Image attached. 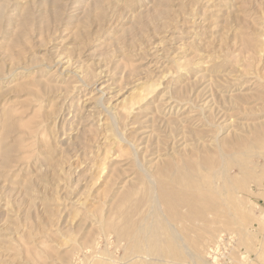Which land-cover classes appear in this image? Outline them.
I'll return each mask as SVG.
<instances>
[{"label":"rangeland","instance_id":"1","mask_svg":"<svg viewBox=\"0 0 264 264\" xmlns=\"http://www.w3.org/2000/svg\"><path fill=\"white\" fill-rule=\"evenodd\" d=\"M263 120L264 0H0V264H264ZM188 126L210 152L145 178ZM182 172L157 250L147 189Z\"/></svg>","mask_w":264,"mask_h":264},{"label":"bare ground","instance_id":"2","mask_svg":"<svg viewBox=\"0 0 264 264\" xmlns=\"http://www.w3.org/2000/svg\"><path fill=\"white\" fill-rule=\"evenodd\" d=\"M230 95V94H229ZM223 96V95H222ZM229 97V96H228ZM244 97V96H243ZM101 98V97H100ZM226 98V97H225ZM234 97H232V100L234 101L235 99L237 100V98H235V99H233ZM226 100V99H225ZM239 100V99H238ZM209 101H210V99H209ZM228 101H231V100H228ZM103 102V101H102ZM223 102V101H222ZM232 102V101H231ZM239 101H234V104L236 103H238ZM98 103H100V102H98ZM206 103V102H205ZM224 103V102H223ZM233 103V102H232ZM101 104V103H100ZM238 105V107L239 106H242L241 105V103H240V105L239 104H237ZM105 106V105H104ZM127 106V105H126ZM173 107V106H172ZM131 108V107H130ZM241 108H243L244 109V107H241ZM240 108V109H241ZM105 109V108H104ZM106 109H110V108H107L106 107ZM214 109V108H213ZM239 109V108H238ZM236 110V109H235ZM243 111H245V110H243ZM106 112V111H105ZM115 112V111H114ZM233 112H235V111H233ZM241 112V111H240ZM117 113V112H116ZM111 114H113V113H111ZM178 115V114H177ZM116 116V118H117V114L115 115ZM123 116V115H122ZM180 116V115H179ZM178 116V117H179ZM113 117V116H112ZM111 117V118H112ZM152 117H153V115H152ZM118 118H119V115H118ZM122 118V117H121ZM120 118V119H121ZM154 118V117H153ZM153 118H151V119H153ZM165 118V117H164ZM176 118V117H175ZM187 118V117H186ZM207 118V117H206ZM209 118V117H208ZM112 119H114V121L116 122L118 119H116L115 120V117H113ZM125 119V118H124ZM157 119V118H156ZM174 119V118H173ZM173 119H171V120H173ZM188 119V118H187ZM196 119V118H195ZM199 119V118H198ZM176 120H179L178 118L177 119H175V121ZM182 120V119H181ZM208 120V119H207ZM211 120V119H210ZM114 121L112 122V123H114ZM119 121H121V120H119ZM152 121V120H151ZM174 121V122H175ZM254 121V120H253ZM261 121V120H260ZM259 121V122H260ZM118 122V121H117ZM154 122V121H153ZM173 122V121H172ZM171 122V123H172ZM177 122V121H176ZM181 122V121H180ZM183 122V121H182ZM252 122V121H251ZM162 123V122H161ZM263 123H264V120H263ZM115 124V123H114ZM119 124V123H118ZM179 125H180V123H178ZM212 124V123H211ZM254 124V123H253ZM158 125V124H157ZM175 125V124H174ZM179 125H178V127H179ZM182 125V124H181ZM184 125V124H183ZM244 125V124H243ZM150 126H152V125H150ZM185 126V125H184ZM245 127H246V125H244ZM181 127V126H180ZM179 127V128H180ZM189 127V129L186 131V133H187V137H182V138H184L183 140H184V142H183V140L181 141V142H183V144H182V146L181 145H175V143H174V145H172V146H170V147H165L166 149H164V152L163 153H161V151H160V153L158 152V150H154L153 151V154H157V155H155V157H154V159H155V161L154 162H151V164L149 163H139V161L137 160V163H138V167H139V169L138 170H140V172L144 175V177L145 178H148L149 179V181H151V182H153V178H154V175H155V169L156 168H160L162 165H160V161H163V157H162V155L163 154H167L168 156H170V157H172V158H178V157H182V158H184V159H188V160H191V159H193L195 156H197V155H199V156H201V153L203 152V151H205L206 152V150L208 149V152H210V150H209V148H208V146H206V145H208V144H206V143H203V141H202V143L200 144V139H201V134H202V130H196V129H193L191 126H188ZM223 127V126H222ZM249 126L247 125V128H248ZM115 129L116 128H118L119 129V126H117L116 125V127H114ZM114 129V130H115ZM181 129V128H180ZM186 129H187V127H186ZM253 129L254 130H262L263 129V124L261 123V124H259V123H256L255 124V126H253ZM111 130H113V128L111 129ZM113 130V131H114ZM248 130H250V129H248ZM116 131V130H115ZM182 131H185L184 129H182ZM261 132V131H260ZM264 132V131H263ZM116 133V132H115ZM118 133H120V132H118L117 131V133H116V135H118ZM182 133V132H181ZM123 134V133H122ZM122 134H119V135H121V137H123L124 138V135H122ZM174 134V133H173ZM172 134V135H173ZM167 135V134H166ZM176 135V134H175ZM182 135V134H181ZM184 136H185V134H184ZM203 136V135H202ZM169 137V136H168ZM171 137V136H170ZM176 137H178V136H176ZM119 138V137H118ZM123 138H121L122 140H124ZM120 139V138H119ZM168 139V138H167ZM126 140H127V138H126ZM180 140V139H179ZM179 140H177V142L179 141ZM205 140V139H204ZM129 140H127V142H128ZM163 141V140H162ZM164 141H165V139H164ZM174 141V140H173ZM169 142V141H168ZM233 141H232V139H230V138H225L224 140H223V143L224 144H231ZM128 143H131V142H128ZM170 143V142H169ZM222 143V144H223ZM133 144V143H132ZM168 144V143H167ZM171 144H173L172 142H171ZM179 144H180V142H179ZM206 144V145H205ZM212 144V143H211ZM163 145H166L165 144V142H164V144ZM211 145H209V147H210ZM219 149H218V152L220 153V155L222 156V158L223 159H225L223 156H225L227 153L226 152H224V150H223V148H222V146L219 144ZM156 148V147H155ZM164 148V147H163ZM216 150V149H215ZM152 151V150H151ZM157 151V152H156ZM151 154V153H150ZM228 155V154H227ZM204 157H205V159L203 158V160H207V161H209L208 162V164H210L211 163V156L209 155V153L208 154H206V156L205 155H203ZM221 156L219 157V158H221ZM230 157H231V154L229 155ZM150 157H152V155L150 156ZM144 159H146V158H144ZM153 159V158H152ZM201 159V158H200ZM230 159V158H229ZM233 159V158H232ZM140 160V159H139ZM147 161H148V159H146ZM221 160V162H222V159H220ZM219 160V161H220ZM146 161V162H147ZM225 161V160H224ZM223 161V162H224ZM164 162V161H163ZM220 162V163H221ZM222 164V163H221ZM225 164V163H224ZM223 164V165H224ZM222 166V165H221ZM221 166L219 167V168H221ZM165 167L166 168H169V169H171L172 170V173L173 174H175V173H177V172H179L180 170H181V168L179 167V166H174V165H172V164H168V165H165ZM152 168H154V170H153V172L151 171L152 170ZM222 168H224V167H222ZM225 168H226V166H225ZM151 169V170H150ZM224 169H222L221 171L219 170V172L220 173H222V171H223ZM227 172V169L226 170H224L223 172L226 174V172ZM134 172V171H133ZM184 175H186V173L185 172H182L179 176H178V183L180 184V186H179V188H178V190L176 189V187H175V184L174 183H170V184H163L162 185V188H161V190L160 191H157V189H156V187H155V185H153V186H151V187H148V189H147V191H148V194H149V197H150V202H151V211H150V222L148 223V222H141L140 224H139V228H138V231H137V233L140 235V236H144V237H142V238H144V239H147V236H149L150 238H151V241H152V245H153V247L155 248V249H157V250H162L161 248V246L163 245L162 243V241H164V239L166 238V237H169V238H171V239H173L174 237H175V234H176V230H175V226H174V224L173 223H171V224H165V223H163V222H161L159 219H158V217H157V215H158V210L160 211V214H162L163 212H162V210H161V208L162 207H165L166 209H167V211L169 212V214L175 219V220H177V221H180V220H182V218H183V214L181 213V211H183V209L184 208H189V209H193V211L192 212H194L195 211V209L196 208H198L199 207V201L198 200H201L200 198H197V197H195V196H191V195H189V194H187V192H185L184 191V189L187 187V186H189L190 185V182L191 181H184L183 180V178H182V176H184ZM132 179H133V177L132 178H129L128 180H126V181H124V184H122V186H121V188L122 189H125V186L127 185L128 186V184L131 186V185H133V184H130L131 183V181H132ZM154 183V182H153ZM126 191H131V189L130 188H126ZM202 201L203 202H209L208 200H206V199H202ZM202 207H205V206H202ZM181 210V211H180ZM203 215L201 214L200 215V217H202ZM147 217H144V219L143 220H145ZM206 220V218L204 219V221ZM213 222V221H212ZM218 223V222H217ZM220 225V224H219ZM205 230L207 231V234H208V236L210 237V235H212L213 234V225L211 224V223H209V222H206L205 221ZM189 228H190V226H189ZM165 232H164V231ZM164 233L166 234V237L165 238H163L162 236L164 235ZM206 234V233H205ZM206 234V235H207ZM120 235L122 236L123 235V237L124 236H127V234L126 233H123V230H121L120 231ZM136 234H135V232H131V231H128V236H129V238H133L134 236H135ZM208 239V238H207ZM210 240V239H209ZM162 244V245H161ZM161 245V246H160ZM139 249V248H138ZM133 250H136V247H133ZM138 252H139V254H140V252H142V251H140V250H138ZM214 254V253H213ZM126 255V254H125ZM137 255H138V253H136V254H134V253H132V254H129L128 255V258H126V259H124V261H125V263H132L136 258H139V257H137ZM143 255V254H142ZM147 255L148 254H146V257H147ZM141 257V256H140ZM214 257H216V256H214ZM142 259L144 260V261H147L146 259L147 258H143V257H141L140 258V260L139 261H142ZM215 259V258H214ZM124 261H121V262H124ZM138 261V259L136 260V262ZM118 263H120L119 261H118ZM143 264H146V262H144Z\"/></svg>","mask_w":264,"mask_h":264}]
</instances>
